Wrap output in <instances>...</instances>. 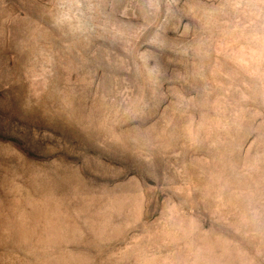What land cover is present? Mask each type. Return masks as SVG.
Returning <instances> with one entry per match:
<instances>
[{
    "label": "rangeland",
    "instance_id": "374dc122",
    "mask_svg": "<svg viewBox=\"0 0 264 264\" xmlns=\"http://www.w3.org/2000/svg\"><path fill=\"white\" fill-rule=\"evenodd\" d=\"M0 264H264V0H0Z\"/></svg>",
    "mask_w": 264,
    "mask_h": 264
}]
</instances>
